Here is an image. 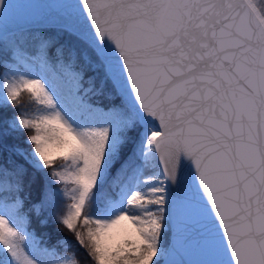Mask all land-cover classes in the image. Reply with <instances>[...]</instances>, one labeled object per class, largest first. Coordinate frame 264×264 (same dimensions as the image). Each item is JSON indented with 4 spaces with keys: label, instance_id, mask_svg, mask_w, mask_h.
<instances>
[{
    "label": "snow or ice",
    "instance_id": "1",
    "mask_svg": "<svg viewBox=\"0 0 264 264\" xmlns=\"http://www.w3.org/2000/svg\"><path fill=\"white\" fill-rule=\"evenodd\" d=\"M48 3L0 0V264H264V0Z\"/></svg>",
    "mask_w": 264,
    "mask_h": 264
},
{
    "label": "water",
    "instance_id": "2",
    "mask_svg": "<svg viewBox=\"0 0 264 264\" xmlns=\"http://www.w3.org/2000/svg\"><path fill=\"white\" fill-rule=\"evenodd\" d=\"M8 7L5 10L3 31L5 35L24 29L38 14L47 13L49 9L48 0H5ZM43 27H48L44 25ZM200 255L195 252H184L169 257L171 260L184 259L194 261L200 259Z\"/></svg>",
    "mask_w": 264,
    "mask_h": 264
},
{
    "label": "trees",
    "instance_id": "3",
    "mask_svg": "<svg viewBox=\"0 0 264 264\" xmlns=\"http://www.w3.org/2000/svg\"><path fill=\"white\" fill-rule=\"evenodd\" d=\"M21 31L19 30V32H17V33L9 34V36H7V37L8 38H12L13 36H17V35L20 34ZM8 62L10 63L11 61H8ZM3 71H4L3 62L0 61V72H3ZM24 95H25V99H26L27 98V94H24ZM43 231L45 232V236H46L48 231H53L55 233L53 240L52 241H47L45 246H48L49 244H55L56 243V238H55L56 236H60V237H65L66 236L69 241H71V239H72L70 233L67 232L66 230L60 228L59 225H52L49 229H45ZM60 250H61V252L63 251V241H61Z\"/></svg>",
    "mask_w": 264,
    "mask_h": 264
},
{
    "label": "rangeland",
    "instance_id": "4",
    "mask_svg": "<svg viewBox=\"0 0 264 264\" xmlns=\"http://www.w3.org/2000/svg\"><path fill=\"white\" fill-rule=\"evenodd\" d=\"M20 31H21V30H20ZM16 33H17V32H16ZM25 67H26V68H31V66H30V65H25Z\"/></svg>",
    "mask_w": 264,
    "mask_h": 264
}]
</instances>
